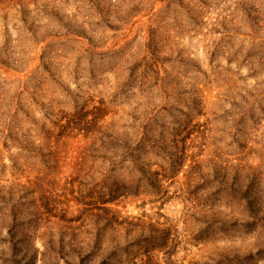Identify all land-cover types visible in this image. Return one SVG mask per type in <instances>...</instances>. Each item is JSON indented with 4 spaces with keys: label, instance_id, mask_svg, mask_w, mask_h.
<instances>
[{
    "label": "rangeland",
    "instance_id": "374dc122",
    "mask_svg": "<svg viewBox=\"0 0 264 264\" xmlns=\"http://www.w3.org/2000/svg\"><path fill=\"white\" fill-rule=\"evenodd\" d=\"M0 264H264V0H0Z\"/></svg>",
    "mask_w": 264,
    "mask_h": 264
}]
</instances>
